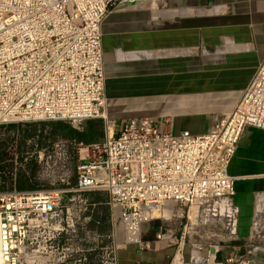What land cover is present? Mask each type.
Returning a JSON list of instances; mask_svg holds the SVG:
<instances>
[{"label":"built area","instance_id":"built-area-1","mask_svg":"<svg viewBox=\"0 0 264 264\" xmlns=\"http://www.w3.org/2000/svg\"><path fill=\"white\" fill-rule=\"evenodd\" d=\"M159 4L167 6L166 0H0V132L10 141L6 153L18 166L17 142L26 127L102 121L101 141L79 151L75 192L106 194L115 209L103 221L91 214L83 219L71 203L90 209L106 203L81 196L64 203L68 191L61 189L0 192L1 264H97L96 247L80 243L81 228L87 237L96 232L90 224L116 230L102 236L108 242L102 264H118L122 247L153 251L159 242L175 246L173 264L187 234L218 222L227 224L229 240H237L240 208L230 167L244 131H264V63L234 108L204 134L174 131L167 119L118 124L108 115L102 24L117 10ZM35 146L25 162L37 155L41 165L47 149ZM170 203L187 210L180 243L171 226L174 215L160 216ZM148 223H155L152 241L143 238ZM261 223L257 213L254 226ZM196 255L201 264H212L210 249L196 247L189 264Z\"/></svg>","mask_w":264,"mask_h":264},{"label":"crops","instance_id":"crops-1","mask_svg":"<svg viewBox=\"0 0 264 264\" xmlns=\"http://www.w3.org/2000/svg\"><path fill=\"white\" fill-rule=\"evenodd\" d=\"M166 2L117 10L103 22L108 115L118 124L167 119L174 131L204 134L234 108L264 63V0ZM230 174L237 178L240 208V244L230 249L239 252L255 236L257 193L264 190V131H244ZM100 194L94 193L95 201ZM143 238L154 240L155 226L144 225ZM174 253L163 242L153 251L131 245L119 251V264H171ZM223 262L221 257L212 264Z\"/></svg>","mask_w":264,"mask_h":264},{"label":"rangeland","instance_id":"rangeland-1","mask_svg":"<svg viewBox=\"0 0 264 264\" xmlns=\"http://www.w3.org/2000/svg\"><path fill=\"white\" fill-rule=\"evenodd\" d=\"M67 124L80 130H83L90 126L95 130H99L101 132L103 131L104 133V125L100 120L88 121L79 126L72 125L70 123ZM41 125L42 124L36 125L37 131L33 137H31V134H33V127L35 125L24 128V133L21 132V137L19 139L32 141L31 146H27L28 144L25 143V147L21 152L24 158L26 156L25 153L29 152L30 154H35V145L37 144L40 147L38 142L42 141L41 147L47 149V153L43 160V163L40 165L38 162V158H35L37 155H34L32 158H30V160H32L33 162L29 161L28 166L23 165L24 162L22 163L19 159L18 166H15L14 161H12L14 160V158L8 155L6 156L7 164L4 165L5 172L7 174L26 172L27 176L30 177L33 175L31 181H29L28 186L34 187L35 190L61 189L68 191L63 195L64 203H67L69 199H72L74 197L79 198L80 196L81 198L88 199V202L90 200L91 203H98V201L94 200V198H96L94 197L95 195L88 197L86 195H80L79 193L75 192V186L78 180L76 166L80 162L79 151L81 148L88 147L89 145L65 139L61 135L54 134V130L51 126H46V128L43 129ZM2 133L3 132H0V154H2L4 151V148L2 147V145H4V142H10L9 140H6V138H3ZM3 139H5L4 142ZM10 144H12V140ZM5 186L6 190H8L5 192H9L13 191L18 186V183L7 182ZM257 194H259L260 196L258 197L259 208L260 200H263L264 205V190L258 192ZM97 197L101 199V203L106 204L97 205L90 209L88 208V203L86 204L76 201L74 203H71V206L73 207L72 212L76 215H81L83 219L89 218V214H91L92 220L98 221H103L105 216H110L111 214L115 213V209L107 204L109 199L106 194L101 193ZM165 209L171 210L172 214L175 217L171 221V226L173 227L177 239L180 243L181 235L187 223V210L173 203L168 204ZM262 212L263 214L261 215ZM262 212L258 213V217L260 218L261 216L262 218V223L260 224V226L256 228L253 224L254 229L256 228L257 230L254 231L255 236L252 238L251 243L248 244L250 248L242 249V251L240 250L239 252L234 251L233 248L230 249L233 246L237 247L240 243L238 241H232L231 239L229 240L227 238L228 236L226 235L227 231L223 228V226L226 227L227 224L224 222H218V224L202 226L196 234H187L185 236L182 252L185 259L184 264H189L191 254L196 249V247L210 249L213 255L215 254V251L218 250V247H223V251L218 254L217 259L213 260L211 258L210 262L220 260V258L222 257V261H224L223 264H249V259L252 258V260L254 259L255 261H257L254 264H258V262L259 264H264V208ZM151 226L154 227L155 223H152ZM87 227L96 232L94 234H91L90 237H87L82 231L81 226L78 225V228H81L80 238L82 241L80 243L81 245H94L96 247L95 255L97 257V264H102L104 257V251L102 248L108 244L107 240L105 241L102 236H104L105 233H109V231H113L116 234V230L114 228H111V226L107 223H103V225L98 228H96L95 226H91V224L87 225ZM152 233V230H149V234L152 235ZM127 247L128 246L122 247L121 249ZM174 247L175 246H173L172 249L175 251L176 248L174 249ZM182 253H180V258L183 261ZM82 255L88 254L84 253Z\"/></svg>","mask_w":264,"mask_h":264},{"label":"trees","instance_id":"trees-1","mask_svg":"<svg viewBox=\"0 0 264 264\" xmlns=\"http://www.w3.org/2000/svg\"><path fill=\"white\" fill-rule=\"evenodd\" d=\"M33 126V125H32ZM42 128L45 129L46 126H51L54 130V134L61 135L65 139L73 140L77 143H82L85 145H91L94 143H98L101 141V139L104 136L103 131L95 130L92 127H87L83 130L76 129L72 127L71 125L64 123V122H48V123H42ZM33 134H31V137H33L36 134V125L33 127ZM4 142V141H3ZM26 140H19L17 142L18 144V150L20 153V158L19 160L23 163V165H27L29 161L33 162L32 160H29L28 162H25V158L22 155L23 148L25 147ZM40 147L42 146V141L38 142ZM7 145V142H4V145L2 147L4 148V151L2 154H0V192H5L8 191L6 190L5 184L7 182H16L18 183V186L13 190V191H18V192H27V191H35L34 187L28 186L29 181H31L33 175L27 176V173H14V174H7L5 172L4 168V163L7 162L6 156L8 154L5 152V147ZM5 146V147H4ZM94 193L89 194V196H93Z\"/></svg>","mask_w":264,"mask_h":264},{"label":"bare ground","instance_id":"bare-ground-1","mask_svg":"<svg viewBox=\"0 0 264 264\" xmlns=\"http://www.w3.org/2000/svg\"><path fill=\"white\" fill-rule=\"evenodd\" d=\"M260 201H262V202H260L259 203V208H258V212H262V210H263V200H260ZM260 204H261V206H260ZM160 216L161 217H164V218H166V219H169V218H171L172 216H173V214H172V211L171 210H167V209H164L162 212H161V214H160ZM146 225V224H145ZM148 225H149V223H148ZM258 226H256V228H257ZM255 228V231L257 230ZM0 251H1V237H0ZM218 253H217V255L215 256V257H211L213 260L214 259H217V256H218V254L219 253H221L222 251H223V247H218ZM181 253V252H180ZM180 253L176 256V258H175V260H174V262H173V264H183V261H182V259L180 258ZM196 258H197V262L196 263H194V264H201V259H199L198 258V256L196 255ZM0 264H1V253H0Z\"/></svg>","mask_w":264,"mask_h":264},{"label":"flooded vegetation","instance_id":"flooded-vegetation-1","mask_svg":"<svg viewBox=\"0 0 264 264\" xmlns=\"http://www.w3.org/2000/svg\"><path fill=\"white\" fill-rule=\"evenodd\" d=\"M94 259H95L94 256H92V255L89 256V261H90V263H91Z\"/></svg>","mask_w":264,"mask_h":264}]
</instances>
